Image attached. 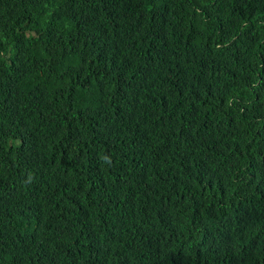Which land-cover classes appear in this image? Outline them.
Masks as SVG:
<instances>
[{
    "label": "trees",
    "instance_id": "1",
    "mask_svg": "<svg viewBox=\"0 0 264 264\" xmlns=\"http://www.w3.org/2000/svg\"><path fill=\"white\" fill-rule=\"evenodd\" d=\"M0 264H264V0H0Z\"/></svg>",
    "mask_w": 264,
    "mask_h": 264
}]
</instances>
